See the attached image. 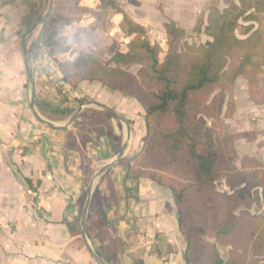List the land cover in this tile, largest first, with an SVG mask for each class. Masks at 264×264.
<instances>
[{
  "label": "crops",
  "instance_id": "0c3cea01",
  "mask_svg": "<svg viewBox=\"0 0 264 264\" xmlns=\"http://www.w3.org/2000/svg\"><path fill=\"white\" fill-rule=\"evenodd\" d=\"M36 1L0 0V264H98L82 237L86 183L116 158L125 143L122 158L93 181L88 242L107 264H187V241L171 190L148 178L127 182L131 188L136 185L137 192L125 190V169L120 163L138 138L132 98L130 107L128 98L106 90L100 82L84 80L73 86L60 81L58 68H32L36 108L42 117L64 125L80 105L77 99L87 96L128 120L131 135L128 138L124 120L96 105L84 106L65 130L52 129L33 115L22 40L28 34V50L33 41L42 48L43 25ZM116 1L141 23L127 10L130 0ZM80 2L91 13L62 29L74 47L78 35L82 39L98 35L91 25L97 20L92 14L100 9L111 11L109 22L120 28L123 16L111 4ZM57 7L61 15L71 16L67 5L54 1L53 12ZM39 56L43 61L46 54ZM86 110L91 112L82 116Z\"/></svg>",
  "mask_w": 264,
  "mask_h": 264
},
{
  "label": "trees",
  "instance_id": "16d2710c",
  "mask_svg": "<svg viewBox=\"0 0 264 264\" xmlns=\"http://www.w3.org/2000/svg\"><path fill=\"white\" fill-rule=\"evenodd\" d=\"M54 1L67 5L71 16L54 11L42 26L41 44L56 62L60 81L73 86L97 81L135 96L145 107L140 151L120 163L126 193L137 192L136 185L126 184L140 178L171 190L187 241V264H264V214L250 212L264 203V163L248 157L239 168L228 141L207 123L221 120L225 89L236 76L251 71L249 78L260 73L264 82V0H225L222 11L210 2L204 30L211 40L201 45L181 43L185 31L176 22H167L163 60L160 45L151 42L145 26L116 0L101 1L122 14L120 28L130 37L127 49L115 51L107 60L76 49L62 29L91 10L80 0ZM92 15L98 21L102 18L100 13ZM241 19L256 21L259 27H249L248 36L240 38L235 32ZM131 66H139L137 72ZM220 179L230 193L216 190ZM207 237L230 246L226 261ZM251 253L263 256L254 258Z\"/></svg>",
  "mask_w": 264,
  "mask_h": 264
},
{
  "label": "rangeland",
  "instance_id": "374dc122",
  "mask_svg": "<svg viewBox=\"0 0 264 264\" xmlns=\"http://www.w3.org/2000/svg\"><path fill=\"white\" fill-rule=\"evenodd\" d=\"M210 2H215V5L220 11L227 7L225 0H130L128 1L130 8L127 10L137 21L141 22L143 26L145 25L151 42H157L160 45L161 51L159 56L161 60H163L168 50L165 29V24L167 22L174 21L179 28L185 31L181 43L186 42L187 44L201 45L211 40V37L208 36L204 30L207 23L208 6ZM104 4L108 3L106 2ZM47 5L48 0L36 1L38 19L41 20L42 16L45 14ZM100 10H98V13L100 12L102 15L101 20H96V22L91 25L92 29L99 30L97 33L98 35H94L91 38L86 37L84 39H82L81 35H78L75 41L77 43L75 48L92 52L98 55L102 60H107L115 51H125L130 37L122 32V30H120L121 28L117 25H112V22H109L111 11L106 10L105 12L104 9ZM59 11L62 10L57 7L55 12L58 15H60V13H58ZM63 12L67 13L68 11L63 10ZM200 20H202V23L199 22ZM252 26L257 28L259 27V23L241 19L235 33L238 37L244 38L248 36L245 35L246 30ZM198 27H200L199 31L197 30ZM28 51L31 67L33 69L44 68L45 70V68H58L56 62L50 57L44 46H42V48L38 46V41H33ZM41 54H46V57L42 58L43 61H41L39 56ZM66 57H68V55ZM138 67L139 66H131L130 69L133 72H137ZM251 73V71H247V73L239 74L226 87L227 103L223 109L221 120L217 121L216 124L213 123L212 119L207 120L208 126L212 129L214 134H219L224 140L228 141L229 148L236 157L235 164L239 168H241L242 160L248 157L264 163V82L262 81V74L252 75V77L249 78L248 76ZM60 87H62V85H60ZM30 88L31 83L28 82L27 90L29 91ZM106 90L112 91L108 88H106ZM57 91L59 94L64 95L62 90L60 91L57 89ZM115 92L124 98H128L130 107L132 100L133 106L131 108L136 114L137 121L134 122V129L135 133L138 134V138L133 141L131 145L132 148H128V153H126L125 157L127 159L140 151L141 145L139 149H136V145L138 139L142 138L145 134V107L135 96L127 95V93L121 91ZM77 100L82 104L89 102L90 98L85 96ZM125 109L128 110L127 108ZM43 112L44 111H42V113ZM84 112L89 114L91 111L86 110ZM75 123L77 127H80L78 121ZM92 133L93 132H91V134ZM129 143L131 144V142ZM130 144H128V147H130ZM123 146L124 145H122L121 148ZM86 186H89V180H87ZM215 187L216 190L220 192H231L224 179L216 181ZM87 189L84 193L85 201ZM250 212L251 214H264V203H262L259 208H251ZM207 239L216 243L221 257L226 261L229 258L230 246L218 244L214 238L207 237ZM250 256L262 258L263 253L259 255H253V253H251Z\"/></svg>",
  "mask_w": 264,
  "mask_h": 264
},
{
  "label": "water",
  "instance_id": "95a60500",
  "mask_svg": "<svg viewBox=\"0 0 264 264\" xmlns=\"http://www.w3.org/2000/svg\"><path fill=\"white\" fill-rule=\"evenodd\" d=\"M53 10H54V0H49L47 11L45 12V14L42 16V18L40 20V23L42 25L47 21L49 16L52 14ZM27 35L28 34H25V36H24V38L22 40V49H23V59H24L25 69H26V72H27L28 80L31 83L30 109H31L33 115L35 116V118L39 122L45 124L46 126L52 128V129L65 130V129H68V127L71 124H73V122L77 119V117L79 116L80 112L83 110L84 106H87V105H90V104H95L96 106L105 109L108 113H110L114 117H116V118H118L120 120H124L126 122V125H127L128 138H129L130 134H131V128H130L129 121L124 119V117L120 113H118L115 109L111 108L110 106H108L106 104L100 103V102L89 101L87 103L80 104L78 106V108L75 110V112L73 113V115L70 117V119L64 125H56L53 122L45 119L44 117H42L40 115V113L38 112V110L36 108V88H35V82H34V74H33V70H32V67H31L30 58H29V52H28V47H27V42H26ZM126 144L127 143H125L124 146L120 149V151L118 152L116 158H114L110 163L104 165L103 167H101L100 169H98L96 171V173L92 177V180H91V182L89 184L88 192H87V198H86V202H85V205H84V208H83L82 219H81L82 237H83V240H84V243H85V246H86L87 250L89 251L90 255L96 260V262H98V264H107V262L102 258V256H100L97 253L96 250H94V248L88 242V239H87V236H86V220H87L88 210H89L91 199H92L93 181L100 174L104 173L110 167L114 166L122 158V156L124 155V150L126 148Z\"/></svg>",
  "mask_w": 264,
  "mask_h": 264
}]
</instances>
